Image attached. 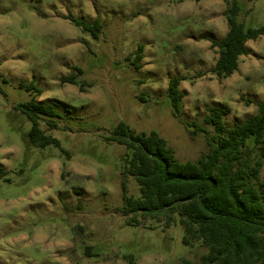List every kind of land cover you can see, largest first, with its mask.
<instances>
[{"label": "rangeland", "instance_id": "374dc122", "mask_svg": "<svg viewBox=\"0 0 264 264\" xmlns=\"http://www.w3.org/2000/svg\"><path fill=\"white\" fill-rule=\"evenodd\" d=\"M235 1L246 29L264 27V0ZM231 2L0 0V264L201 263L208 249L185 245L180 216L170 226L165 218L127 222L124 185L134 199L140 186L124 172L131 152L107 137L125 122L136 133L157 131L178 160L196 162L208 152L206 136L188 124L213 134L204 124L211 107L228 110V128L257 113L264 35L247 43L232 76L213 73L212 42L229 31ZM73 19L99 24L98 38ZM72 75L77 85L62 82ZM174 77L184 94L180 118L168 96ZM31 84L40 96L26 90ZM34 98L60 115L54 130L40 122L60 147L29 143L31 122L16 107Z\"/></svg>", "mask_w": 264, "mask_h": 264}, {"label": "trees", "instance_id": "16d2710c", "mask_svg": "<svg viewBox=\"0 0 264 264\" xmlns=\"http://www.w3.org/2000/svg\"><path fill=\"white\" fill-rule=\"evenodd\" d=\"M239 11L237 2L232 0L226 11L229 31L212 42L219 54L213 73L220 80L238 71L240 58L248 54L247 43L264 35V27L246 29L238 21ZM72 22L98 38L99 24L77 19ZM143 53L144 46L140 45L132 61L136 70L141 68ZM62 82L78 84L74 75ZM180 82L179 77H174L168 88L178 118L184 99ZM25 88L38 96L42 94L34 84ZM16 110L31 122L28 140L32 146H61L58 139L40 128L41 121L47 123L49 130L58 127L54 119L60 115L52 105L34 98L18 105ZM227 114V109L218 106L209 109L204 124L214 130L213 134L194 122L187 125L194 128L193 135L202 132L206 136L208 152L196 162L178 160L157 131L136 133L127 123L120 122L107 140L125 145L131 152L125 159L124 172L136 179L141 193L139 199L129 197L124 185L123 212L130 216L127 222L131 225L141 224L142 216L161 221L165 218L170 226L180 216L185 245L201 241L208 249L200 264H264V183L260 181L264 167V101L258 104L255 115L230 128L225 122ZM252 137L254 141L250 143ZM3 173L0 168V177Z\"/></svg>", "mask_w": 264, "mask_h": 264}]
</instances>
